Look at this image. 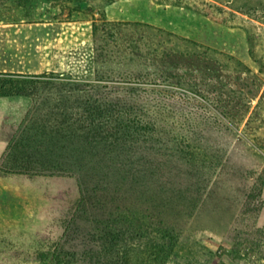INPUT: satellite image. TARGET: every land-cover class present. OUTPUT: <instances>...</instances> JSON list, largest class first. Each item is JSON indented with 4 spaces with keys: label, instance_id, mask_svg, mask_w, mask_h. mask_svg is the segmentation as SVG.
<instances>
[{
    "label": "rangeland",
    "instance_id": "obj_1",
    "mask_svg": "<svg viewBox=\"0 0 264 264\" xmlns=\"http://www.w3.org/2000/svg\"><path fill=\"white\" fill-rule=\"evenodd\" d=\"M0 24L52 25L67 63L32 79L39 86L34 100L14 103L26 110L8 119L13 153H21L14 146L24 130L56 125L38 113L51 103L82 121L91 105L101 106L114 116L108 120L121 121L123 143L223 148L207 176V196L193 209L178 200V215L166 217L170 232L130 216L136 224L119 243L121 260L128 254V264H264V0H0ZM76 84L104 95L94 103L88 92L73 90ZM77 173L26 180L24 200L11 203L0 225V264H53L55 244L73 235L68 222L84 217L76 209L79 190L105 197L88 191L96 182L83 167L78 186ZM120 177L109 180L112 192ZM124 186L134 191L120 205L149 214V190ZM67 245L60 251H83Z\"/></svg>",
    "mask_w": 264,
    "mask_h": 264
},
{
    "label": "trees",
    "instance_id": "obj_2",
    "mask_svg": "<svg viewBox=\"0 0 264 264\" xmlns=\"http://www.w3.org/2000/svg\"><path fill=\"white\" fill-rule=\"evenodd\" d=\"M48 74L52 72L27 77H0V96H25L34 100L39 86L32 79ZM73 90L88 92V97L93 98L94 103L104 95L93 89L92 85L82 87L76 84ZM58 104L51 103L49 111L38 112L42 121L54 119L56 125L50 129L36 126L32 130H24L22 135L26 138L14 146L20 149V155L13 153L14 148L9 144L1 163L4 171L23 174L29 179L57 177L71 171L79 173L83 167L91 174L90 179L96 182L88 191L105 195L103 199H91L89 195H82L79 190L80 198L76 209L84 217H76L74 221L68 222L73 235H67L69 238L65 237L62 243L55 244L56 253L50 254L51 263L128 264L131 258L127 254L121 260L117 249L125 233L134 232L136 218H133L135 223L131 224L128 220L131 215L148 218L149 223L155 225L152 230L165 235L174 226L166 217L178 215V200L184 202L185 207L190 206L193 209L203 200L202 196H207V176L218 168L217 159L222 160L224 157L223 148L220 146L211 150L213 147L201 148L197 144L189 146L188 143L164 145L159 140L149 143V146L123 143L119 140V134L117 135L122 127L121 121L108 120L107 117L112 114L106 113L101 106L91 105L82 121L81 114L76 117L68 114L64 110L66 107L62 109ZM112 117L114 118L113 115ZM165 134L168 136L167 132ZM46 137H52L53 140L48 142ZM171 140L175 141V136L172 135ZM100 169L105 172L104 176L98 175ZM78 173L74 174V178L79 186L81 176ZM115 176H121L120 180L123 181L118 183L120 192L118 189L112 192L108 187L109 180L112 182V177ZM131 183L149 190V214L143 213L139 208L131 213L132 207L126 208L118 202L131 198L129 194L134 190L124 186ZM125 187L127 189L123 190ZM88 204H94L96 209L89 208ZM137 223L140 225V222ZM140 226L135 230L139 235L145 232ZM63 243H69L71 248H81L83 251H60L65 246ZM46 255L42 258L46 259Z\"/></svg>",
    "mask_w": 264,
    "mask_h": 264
},
{
    "label": "crops",
    "instance_id": "obj_3",
    "mask_svg": "<svg viewBox=\"0 0 264 264\" xmlns=\"http://www.w3.org/2000/svg\"><path fill=\"white\" fill-rule=\"evenodd\" d=\"M53 33L52 25L0 24V77H27L67 69V63L60 55L63 51L58 48ZM23 97L0 96V225L9 218L11 203L18 202L20 196L24 200V183L29 179L1 168L10 142L8 119L11 114L25 112V106L20 108L14 104ZM20 184L22 193L19 192Z\"/></svg>",
    "mask_w": 264,
    "mask_h": 264
}]
</instances>
